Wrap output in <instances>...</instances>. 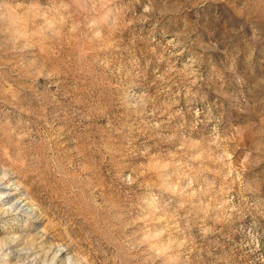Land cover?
<instances>
[{"label":"rangeland","instance_id":"obj_1","mask_svg":"<svg viewBox=\"0 0 264 264\" xmlns=\"http://www.w3.org/2000/svg\"><path fill=\"white\" fill-rule=\"evenodd\" d=\"M6 181L0 264H264V0H0Z\"/></svg>","mask_w":264,"mask_h":264},{"label":"bare ground","instance_id":"obj_2","mask_svg":"<svg viewBox=\"0 0 264 264\" xmlns=\"http://www.w3.org/2000/svg\"><path fill=\"white\" fill-rule=\"evenodd\" d=\"M12 183L6 181L0 183V205L8 203L12 200L13 197H15L16 192L14 190ZM16 207L17 211L15 212V215L19 214L21 210L28 205V201L26 199L17 198L15 202H12ZM12 204V205H13ZM38 209V208H37ZM33 210H31L32 212ZM34 212V211H33ZM61 251V250H60ZM58 252L53 258V261H51L50 264H60L62 260L63 252Z\"/></svg>","mask_w":264,"mask_h":264}]
</instances>
